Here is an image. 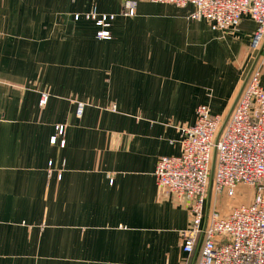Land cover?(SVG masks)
<instances>
[{
	"label": "crops",
	"instance_id": "crops-1",
	"mask_svg": "<svg viewBox=\"0 0 264 264\" xmlns=\"http://www.w3.org/2000/svg\"><path fill=\"white\" fill-rule=\"evenodd\" d=\"M125 1L0 0V264L193 263L191 210L156 166L200 104L227 114L255 22L214 30L193 5L148 0L126 16ZM93 6L117 14L111 39L75 19Z\"/></svg>",
	"mask_w": 264,
	"mask_h": 264
},
{
	"label": "built area",
	"instance_id": "built-area-1",
	"mask_svg": "<svg viewBox=\"0 0 264 264\" xmlns=\"http://www.w3.org/2000/svg\"><path fill=\"white\" fill-rule=\"evenodd\" d=\"M139 1L126 0L122 14L134 16ZM148 1L178 7L193 5L192 19L206 20L212 29L221 31L237 27L243 16L249 15L255 22L251 48L258 51L264 40V0ZM74 17L94 22L99 39L112 38L116 13L101 12L93 6ZM261 76L259 60L217 144L215 139L225 116L213 114L210 106L203 103L197 108L195 123L181 127L180 154L164 155L158 160L155 176L159 191L188 204L192 213V223L183 233L185 252L194 254L204 231L196 264H264V85ZM49 97L48 92H42L40 105H46ZM84 109L85 103L78 102V116H82ZM58 129L63 133L64 126ZM56 140L53 136L52 141ZM215 146L217 162L208 222L203 230ZM222 196L229 199L241 196L243 201L223 205Z\"/></svg>",
	"mask_w": 264,
	"mask_h": 264
},
{
	"label": "water",
	"instance_id": "water-1",
	"mask_svg": "<svg viewBox=\"0 0 264 264\" xmlns=\"http://www.w3.org/2000/svg\"><path fill=\"white\" fill-rule=\"evenodd\" d=\"M264 53V40L262 42V45L261 47L259 48L256 56H255V59L249 69V71L247 72L246 76H245V79L243 80L242 84H241V87L229 109V111L227 112V114L225 115V118H224V121L217 133V136H216V139H215V143L217 144L221 135H222V132L226 126V124L228 123L230 117H231V114L234 110V108L236 107L246 85H247V82L250 78V75L253 71V69L255 68V66L257 65L258 61L260 60L262 54ZM216 162H217V147L215 146L214 149H213V155H212V164H211V175H210V184H209V189H208V198H207V202H206V215H205V222H204V228L203 230H205L206 226H207V222H208V215H209V210H210V203H211V197H212V187H213V180H214V173H215V168H216ZM203 238H204V231L202 232L201 234V237H200V240H199V243H198V246L196 248V252L194 254V259H193V263L192 264H196L197 262V259H198V256H199V252H200V248H201V245H202V241H203Z\"/></svg>",
	"mask_w": 264,
	"mask_h": 264
},
{
	"label": "rangeland",
	"instance_id": "rangeland-1",
	"mask_svg": "<svg viewBox=\"0 0 264 264\" xmlns=\"http://www.w3.org/2000/svg\"><path fill=\"white\" fill-rule=\"evenodd\" d=\"M246 73H247V72H246ZM239 197H241V196L233 197V198L229 199V198H227L226 196H222V197H221V202H222L223 205L228 204V206H231V205H233V204H235V203H239V202L243 201V200H241ZM246 197L249 198L250 195H248V196H246ZM248 200H249V199H247V200H245V201H248ZM223 208H225V207H223Z\"/></svg>",
	"mask_w": 264,
	"mask_h": 264
}]
</instances>
